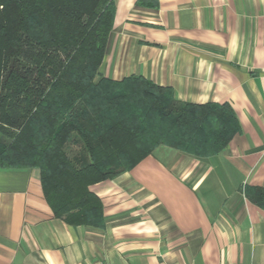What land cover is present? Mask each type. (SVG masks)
<instances>
[{
  "label": "crops",
  "instance_id": "0c3cea01",
  "mask_svg": "<svg viewBox=\"0 0 264 264\" xmlns=\"http://www.w3.org/2000/svg\"><path fill=\"white\" fill-rule=\"evenodd\" d=\"M114 1L97 80L228 103L240 130L216 155L160 145L92 184L100 225L57 217L39 167H0V264H264V207L247 195L264 188V0Z\"/></svg>",
  "mask_w": 264,
  "mask_h": 264
},
{
  "label": "trees",
  "instance_id": "16d2710c",
  "mask_svg": "<svg viewBox=\"0 0 264 264\" xmlns=\"http://www.w3.org/2000/svg\"><path fill=\"white\" fill-rule=\"evenodd\" d=\"M114 0H0V167H39L57 217L100 225L92 184L160 145L208 157L240 126L228 103L178 100L142 76L97 80ZM247 195L264 207V188Z\"/></svg>",
  "mask_w": 264,
  "mask_h": 264
}]
</instances>
